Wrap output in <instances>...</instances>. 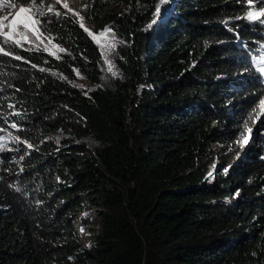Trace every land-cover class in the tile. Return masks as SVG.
Wrapping results in <instances>:
<instances>
[{"label":"trees","instance_id":"1","mask_svg":"<svg viewBox=\"0 0 264 264\" xmlns=\"http://www.w3.org/2000/svg\"><path fill=\"white\" fill-rule=\"evenodd\" d=\"M27 1L58 51L0 46V264H264V0Z\"/></svg>","mask_w":264,"mask_h":264},{"label":"rangeland","instance_id":"2","mask_svg":"<svg viewBox=\"0 0 264 264\" xmlns=\"http://www.w3.org/2000/svg\"><path fill=\"white\" fill-rule=\"evenodd\" d=\"M55 1L59 5L68 9L70 12L77 14L79 18H81L79 12L82 11L85 5L89 2V0ZM158 5L161 6V0L158 2ZM34 7L35 5L33 3H29L28 1L21 2V0H0V46H2V43H4L5 41H11L14 43H23L28 47H42L46 51H49L51 53H55L58 51L57 46L48 37L41 33L37 17V13L41 10H36L34 9ZM21 8L28 9V11L20 12ZM251 8L252 6L248 4L247 9ZM249 13H260L261 15L256 19H261L263 12L249 11L247 18L249 17ZM104 26L99 27L98 31L94 32V34L99 41L98 43L103 51L104 56H108L115 53L116 45L114 43V40L109 41V39L107 38L108 35L105 31ZM260 51L261 52L259 53V56H257L254 60V64L261 71V69L264 68V45L262 46ZM261 73L264 75V71H261ZM16 144H20L23 146L27 145V143L23 142L12 132H9L7 130L0 131V151L11 149ZM250 146L254 148L258 155L263 154V152L260 151V148H258V144L255 140V135L250 132L245 136L244 140L241 143L242 153L240 154V157L245 155ZM220 169L221 166L218 165L216 166L214 171H221ZM234 197L235 195L233 196V199ZM1 206L2 205L0 204V207ZM79 232L81 234L83 243H86L90 240V231H84L79 228Z\"/></svg>","mask_w":264,"mask_h":264},{"label":"snow or ice","instance_id":"3","mask_svg":"<svg viewBox=\"0 0 264 264\" xmlns=\"http://www.w3.org/2000/svg\"><path fill=\"white\" fill-rule=\"evenodd\" d=\"M21 2H27V0H21ZM166 0H161V4L165 3ZM66 6V5H65ZM28 9H25V8H21L20 9V12H27ZM160 12V6L158 5L157 6V13L159 14ZM41 15H44L43 13H41ZM261 14L260 13H249V19H256L258 16H260ZM264 22V21H262ZM5 43H7V41H5ZM17 59H19V57H17ZM261 71H264V68L261 69ZM115 75V73H113Z\"/></svg>","mask_w":264,"mask_h":264}]
</instances>
